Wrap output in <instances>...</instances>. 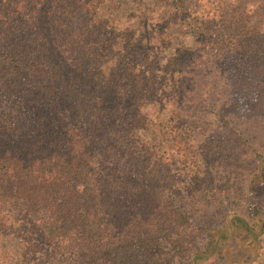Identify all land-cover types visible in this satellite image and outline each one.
Masks as SVG:
<instances>
[{"label":"trees","instance_id":"obj_1","mask_svg":"<svg viewBox=\"0 0 264 264\" xmlns=\"http://www.w3.org/2000/svg\"><path fill=\"white\" fill-rule=\"evenodd\" d=\"M130 1L0 0V239L19 223L24 263L200 264L264 229L228 217L190 254L228 161L254 156L264 184L253 135L194 114L204 61L264 67V0Z\"/></svg>","mask_w":264,"mask_h":264},{"label":"rangeland","instance_id":"obj_2","mask_svg":"<svg viewBox=\"0 0 264 264\" xmlns=\"http://www.w3.org/2000/svg\"><path fill=\"white\" fill-rule=\"evenodd\" d=\"M145 2L150 4L154 0ZM123 5L133 7L136 2L126 0ZM210 60L212 59L209 58L208 61ZM208 61H204L197 68L199 77L194 97L197 105V110L194 111L195 123L204 127L214 126L219 119L220 111L224 112L229 115V121L236 122L243 130H247L246 134L253 135L252 143L258 146L264 158V67L248 65L245 62V66L238 65V71L231 72ZM258 127L259 130L256 131L255 128ZM213 134L214 132L211 133ZM257 160L254 156L242 157L236 166L233 159L232 162L228 161L226 175L229 178L230 197L221 199L223 206L219 205L206 215L193 219L197 237L191 255L198 251L203 252L205 249L207 253L211 252L214 243L211 229L214 226L224 225L228 217L234 219L235 216H240L250 224L251 228H254L255 232L260 231L264 222V184L254 177L258 172ZM19 230H22L20 224L15 223L8 239H0V264H49L40 260L29 263L19 260L17 251ZM164 249L173 257L171 264H189L188 256L184 257L175 251ZM206 255L209 257L200 264H264V229L260 231L255 242H251L245 232H238L230 241L218 243L213 251ZM166 258L170 257L166 256Z\"/></svg>","mask_w":264,"mask_h":264}]
</instances>
